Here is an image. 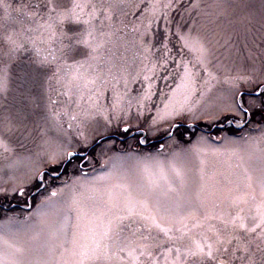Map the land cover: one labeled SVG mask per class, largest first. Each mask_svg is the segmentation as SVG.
<instances>
[{
    "label": "snow or ice",
    "instance_id": "snow-or-ice-1",
    "mask_svg": "<svg viewBox=\"0 0 264 264\" xmlns=\"http://www.w3.org/2000/svg\"><path fill=\"white\" fill-rule=\"evenodd\" d=\"M257 18L264 31V0L258 7L250 0H0V98L18 102L0 115V154L16 153L13 138L25 147L34 130L27 109L40 106L41 88L52 126L65 130L66 118L83 145L90 125L107 130L133 108L137 118L151 112L161 81L170 91H159L162 106L149 130L192 113L193 98L218 85L226 86L235 117H251L264 109V61L250 72L220 70L242 35L236 25L246 38ZM200 144L193 151L220 154ZM229 154L231 175L208 174V160H200L194 196L186 169L158 156L136 167L163 185L134 186L126 175L105 188L81 183L69 206L75 223L66 214L31 258L30 249L0 238V264H264V149L259 157L240 148Z\"/></svg>",
    "mask_w": 264,
    "mask_h": 264
},
{
    "label": "rangeland",
    "instance_id": "rangeland-1",
    "mask_svg": "<svg viewBox=\"0 0 264 264\" xmlns=\"http://www.w3.org/2000/svg\"><path fill=\"white\" fill-rule=\"evenodd\" d=\"M9 2L16 3L17 0ZM229 2L235 4L239 0ZM250 2L257 7L259 5V0ZM250 28L245 38L244 25H236L242 35L233 40L236 47L232 49L231 59L224 60L221 56L226 66L220 70L221 75L225 70L235 74L250 72L253 65L256 68L261 66L264 61V31L258 18ZM221 52L226 50L221 49ZM214 63L218 64L219 61ZM168 84L174 86L172 80ZM135 87L139 89L140 85ZM159 91L169 92L170 89L161 81ZM159 91L149 104L151 112L137 118L133 108L131 115L123 117L107 130L102 126L90 125L85 129L89 136L88 143L83 145L78 142L75 130L67 128L66 118V131H58L52 126L48 118L46 96L41 88L37 101L40 106L27 109L29 128L34 130L31 136L22 140L25 147H20L13 138L16 153L0 154V238L14 240L30 249L31 258L48 240L50 233L58 231L66 214H70L72 223H75L76 213H69V206L73 189L79 190L81 183H95L105 188L126 175L134 186L139 184L147 187L150 179L158 180L163 185L158 174L149 177L136 167L137 162L146 157L158 156L165 164L175 161L185 168L188 192L194 196L199 185L202 158L208 160L207 173L215 172L220 177L221 174L231 175L228 165L229 162L235 163V158L229 154L232 148L254 151L257 157L260 150L264 149V142H261L264 141V109L258 107L251 117H235L231 111L232 100L224 85L213 88L203 98L199 94L194 97V111L186 113L171 126L164 124L159 132L149 130L147 125L150 117L162 106ZM55 95L53 92L54 98ZM251 99L257 105L262 103L259 97ZM5 106L18 107V102L12 97L7 100L0 98V115L4 114ZM244 107H248L246 101ZM12 110L14 112L15 107ZM245 120L248 122L244 123ZM230 125L235 130L230 131ZM45 130L47 135H42ZM197 142H201L200 146L205 150L218 149L220 154L204 155L193 151ZM66 152L73 153L70 160ZM53 155L55 159L51 158ZM109 176L110 181L98 179ZM169 178L175 180L170 170ZM54 191L58 193L55 197L51 196ZM86 203L89 207L94 204L93 201ZM37 234L39 238L32 239ZM0 247H3L2 240Z\"/></svg>",
    "mask_w": 264,
    "mask_h": 264
},
{
    "label": "trees",
    "instance_id": "trees-1",
    "mask_svg": "<svg viewBox=\"0 0 264 264\" xmlns=\"http://www.w3.org/2000/svg\"><path fill=\"white\" fill-rule=\"evenodd\" d=\"M185 124V123H184ZM228 129L231 131H233V130H235V127L233 126V125H230L229 127H228Z\"/></svg>",
    "mask_w": 264,
    "mask_h": 264
}]
</instances>
